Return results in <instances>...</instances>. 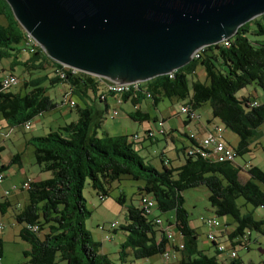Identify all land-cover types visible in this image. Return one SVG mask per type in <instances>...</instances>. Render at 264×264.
Wrapping results in <instances>:
<instances>
[{
	"label": "trees",
	"instance_id": "1",
	"mask_svg": "<svg viewBox=\"0 0 264 264\" xmlns=\"http://www.w3.org/2000/svg\"><path fill=\"white\" fill-rule=\"evenodd\" d=\"M0 17L5 22L4 25L0 24V61L16 60L20 49L28 54L26 35L3 0H0ZM262 22L264 15L260 16L259 21L254 19L240 26L225 42L203 48L197 60H191L169 75L141 83L143 88H139L136 96L145 91L154 102L174 99L192 110L207 105L211 119L217 120L237 137L234 147L225 142L233 150L235 160L247 154L250 136L264 122V101L252 106L255 98L236 97V92L247 86H255L264 93ZM251 23L254 25L251 36L261 37V40L247 38ZM30 56L35 66L26 63L18 66L26 71L51 68L55 78H51L49 84H67L70 94L80 102L87 89L94 87L96 81H103L61 67L45 57L38 47ZM197 68L204 76L201 82L194 78ZM58 69L63 71L62 79L55 74ZM42 80H47L46 76L23 82V88L29 87L23 94L0 90V117L10 128L31 122L38 115L57 107L45 95L46 88L40 83ZM129 96L131 94H124L121 100L125 101ZM74 112V123L34 140L33 164L40 174L49 175L46 179L29 180L28 188L23 191L26 194L25 205L20 210H12L14 221L21 225L18 238L27 244V249L22 253L25 259L23 264H110L106 256L100 253V244L92 241L84 229V219L89 213L81 192L87 183L98 199L103 198L110 184L120 177L141 180V190L152 198L155 211L172 215L174 229L181 238L179 249L170 245L162 235L156 239L157 231L142 215L141 206L127 207L126 223L120 227L125 234L117 252L120 261L127 257L132 261L146 260L172 249L180 255L177 264H242L236 257L227 258V263L216 259L215 255H220L215 243L218 237L211 243L215 255L208 257L197 250L196 235L187 226L181 193L203 187L207 191V201L214 218L230 219L229 225L220 224L224 232L227 227L232 228L225 241L230 246H241L239 241H247V232L263 234L264 222L254 220L250 211L241 213V207L248 205L264 210V172L253 166L245 170L235 161L209 163L185 154L179 167H165L161 163V169L156 170L138 156L126 138L97 136L96 131L101 127L106 109L97 111L75 105ZM18 163L19 156L15 154L6 165H0V174L3 175L9 165ZM241 173L244 178L240 177ZM238 198L242 199V205H236ZM8 208L11 209L7 200L0 202L2 215ZM28 227L35 228V231ZM234 239L238 241L232 243Z\"/></svg>",
	"mask_w": 264,
	"mask_h": 264
},
{
	"label": "water",
	"instance_id": "2",
	"mask_svg": "<svg viewBox=\"0 0 264 264\" xmlns=\"http://www.w3.org/2000/svg\"><path fill=\"white\" fill-rule=\"evenodd\" d=\"M53 62L117 85L191 62L264 15V0H3Z\"/></svg>",
	"mask_w": 264,
	"mask_h": 264
},
{
	"label": "rangeland",
	"instance_id": "3",
	"mask_svg": "<svg viewBox=\"0 0 264 264\" xmlns=\"http://www.w3.org/2000/svg\"><path fill=\"white\" fill-rule=\"evenodd\" d=\"M257 21L260 20V16L254 18ZM252 19V20H254ZM250 20L249 22H251ZM248 23V22H247ZM0 24L4 25L5 22L0 17ZM264 27V23L262 22ZM249 33L247 34V38L250 40H261V37H254L251 36V32L254 29V25L252 23L248 25ZM46 57V55L44 54ZM8 63V60H1L0 61V69L5 67ZM17 66V65H16ZM15 71L13 74L17 77L20 71H23L22 66H18L14 68ZM31 75L33 73L32 78L39 77L47 73V80H42L41 86L46 88L45 95L48 96L55 104L58 106L55 110L51 112H47L43 114L42 118L37 117L36 120L32 121L31 129L32 130H25L23 127L18 126L14 127L11 133L8 136L4 144V151L0 153V157L5 159L7 156H13L17 154L19 156L20 163L18 164H11L8 168L11 170H6L5 178L3 179L2 183L10 184L14 181V179L18 178V170L23 168L27 174H34V170H36V166L33 164V145L34 140L38 137H44L45 133H48L47 126L50 125L51 128L55 127V124L62 123V120L58 118V113L63 114L65 108L64 105H59L60 101V92L62 86L59 83L49 84L51 78H53V74L49 73L48 70H29ZM2 71L0 70V75ZM26 78V74H24ZM194 78L198 81H203L204 76L201 71L197 68L194 74ZM20 83V81H19ZM18 83V84H19ZM252 91H255V95L258 101H264V93L261 89L255 86H247L242 90L236 92V97L246 96L247 94H251ZM73 99L79 102L77 97H73ZM178 101L176 100H168L162 99L159 103V110L162 116H166V109H168L171 105L173 110L178 112ZM129 104L126 102L125 106ZM208 107L207 105H201L196 114H198L199 118L208 117L209 111L207 112ZM118 112V109H117ZM152 114H155L152 111ZM49 115H52L51 118H56L58 120L55 123H49ZM179 117L184 120V115H179ZM121 119L123 124L126 126V135L131 133V126L133 125L130 123L127 118ZM212 124L220 126L223 131V136L225 138V142L228 145H236L238 139L237 137L231 133L228 129L220 124L217 120L212 119ZM119 124L116 120L106 118L103 128L108 131V128L111 127L113 130V134L111 135H121L116 134V130ZM213 126V125H212ZM211 126V128H212ZM129 137V136H127ZM136 143L133 145L135 146ZM174 148V146H172ZM170 147L171 152H167L164 156L167 160H169V166L172 168L175 167L176 163L178 165L183 163V155L180 151L178 153V161L175 159V154L173 152V148ZM264 147V122L256 128L253 134L249 138V152L247 154H243L236 158L235 163L240 166L243 164H247L248 166H253L264 172V153L262 150ZM134 151L135 148L133 147ZM158 151L161 150V146H159ZM138 153V152H136ZM164 158V160H166ZM2 159V160H3ZM166 160V161H167ZM4 161V160H3ZM157 164V162H156ZM156 167V165H154ZM7 168V169H8ZM161 169V168H160ZM156 169V170H160ZM49 174L42 173L40 174V179H46ZM21 181L16 184L14 183L12 186H19ZM143 186V182L141 180L132 181L127 177H120L118 181H115L110 184L108 188L107 195L103 198V201H99L98 196L94 194V192L90 189L87 183L84 184L82 188V197L85 202V208L88 211V216L84 219V229L88 232L92 241L99 243L101 248H99L100 253L106 256L110 264H147L148 262H157L158 256H154L148 258L146 260H131L127 257L123 262L118 258V248L119 245L123 242L125 238V234L121 231L120 227L126 223L125 214L126 208L133 206L139 207L140 201L142 200H152L150 196L145 194L141 188ZM11 186H8L9 188ZM12 188V187H11ZM9 188V189H11ZM17 193L16 197H12L10 200L12 203H18V206L11 205V209L6 210L5 215L0 213V226L2 229L0 230V246H1V257H0V264H23L25 263V259L22 257V253L27 249V244L18 238V232L21 229V225L17 224L12 215L11 210H20L26 203V194L25 192L14 191L13 193ZM11 195V196H12ZM181 197L183 200L182 207L187 214V226L192 229L196 235V248L197 250H201L206 256L213 255L212 244L207 241L206 239V232L208 231L203 222L206 219L214 217L212 211L209 207L207 201V191L203 187L194 188V189H187L182 191ZM119 200V201H118ZM243 201L241 198L236 200V205H242ZM156 207V206H155ZM246 211L251 212V216L253 219H264V210L260 208H251L250 206L246 205L241 207V213H245ZM162 220L168 219L170 213L160 214L157 211L155 212ZM219 223L225 224V222L230 221L229 217H221L215 218ZM110 224H114V228H110ZM99 228H103L102 231ZM158 232V231H157ZM173 237H177V233H174ZM256 241V243L254 242ZM249 250H245L242 246H235V255L243 264L252 263V264H264V229L263 234H259L256 232H251L250 242L248 245ZM228 253V251H225ZM221 253L220 255H222ZM176 259L173 260L169 256V264H177L179 260V253H175ZM227 260V258H226Z\"/></svg>",
	"mask_w": 264,
	"mask_h": 264
},
{
	"label": "crops",
	"instance_id": "4",
	"mask_svg": "<svg viewBox=\"0 0 264 264\" xmlns=\"http://www.w3.org/2000/svg\"><path fill=\"white\" fill-rule=\"evenodd\" d=\"M22 63H26L28 66H35L36 63L34 60H31V56L28 55L24 50L20 49L18 55L16 56V60L10 59L8 60V63L5 65V67H2L0 70L2 71V74L0 75V79L3 78L5 75L7 74H11L14 75L13 72L15 71L14 68L18 67V65L22 64ZM17 64V66H16ZM48 65H50V62H48ZM49 67V66H48ZM30 69H28V71L23 70L24 72H20L19 75L17 76L18 79V83L20 81V83L16 84L15 86L11 87L8 92H19L21 94H23L24 92L29 90V87H24L23 88V82H27L33 79H40L42 77H47V73L44 75H41L39 77L36 78H32L34 75L32 73H30L29 71ZM45 70H48L49 73H52V69L51 68H46ZM200 71V70H199ZM24 74H26V78L24 77ZM53 78H55L53 76ZM104 80L102 82L100 81H96L95 86L92 87L91 89H87L84 93V96L82 98V102H77L73 99L74 96L70 95L71 100L74 102V104L77 107H87L90 108L92 110H97V111H101L102 109H106V112L103 115V120L101 122V127L99 129H97L96 134L98 137H109V138H119V137H124L126 139H129L130 136L132 135H136L137 139L133 142H131L132 147L135 148V152H138V156L148 165L152 166L154 169H160L161 168V163H163L164 161H166L167 159L164 157L166 155L167 152H171L170 147L174 146L173 148V152L175 154V159H177L178 161V153L177 151H180V153L182 155H184L183 150L185 148H188L189 146H191L194 142L199 141L200 139H202L208 132H211L213 126H216L214 124H212V119H211V115L209 112V116L205 117L204 119L199 118L197 121H185L182 120L179 115L178 112L176 110H173V108L170 107L168 109H166V116H162L160 110H159V103L162 101L161 100H156L155 102L152 101L149 98H146L143 94H139L138 96L135 95H131L129 96L125 101L121 100V103L116 107V103H115V96H110V95H106L104 98V101H99L98 100V96L102 95L104 92ZM62 86L61 92H60V99H61V95L67 91V89L69 88L67 84L64 83H59ZM140 87H142V84H140ZM143 88V87H142ZM247 96H252L253 98H255V101L257 103H261L262 101H258L255 95V91H252L251 94H247L246 96L243 97H247ZM48 97V96H47ZM49 98V97H48ZM50 99V98H49ZM169 100H173V99H169ZM128 103V106H125V103ZM59 105L60 101H59ZM178 105H182V102H179ZM58 106V105H57ZM118 109V115L115 119L117 123L119 124L117 130H116V134H121L118 136L115 135H111L113 134V130L111 127L108 128V131L105 130L103 128L104 122L106 120L107 117V113L109 110L112 109ZM198 108H196L197 111ZM55 110V109H54ZM152 111L155 112V114H152ZM209 111V109L207 110V112ZM51 112V111H50ZM43 114L38 115L37 117L42 118ZM58 118L60 120H62V123H60L61 127H63L64 125L70 124V123H74L76 121V113L74 112V108L69 109V108H65V111L63 114L58 113ZM33 118L32 121L36 120V118ZM52 115H49V117H47L49 119V123H55L56 118H51ZM125 118H127V120L130 121V123L133 125V127L131 126V133L129 135H126V126L123 124V122L121 121V119L126 120ZM131 118V119H130ZM158 120H162V126L165 130V134L163 136H159L156 135L155 138L153 140H148L144 138L145 133L149 132V131H155L156 129V122ZM30 122V128L28 130H32L31 129V123ZM213 125V126H212ZM212 126V128H211ZM21 127H23V125H21ZM48 128V133L49 132H53L56 131L60 128L59 123L55 124L54 128H51L50 125L47 126ZM13 128H10L0 117V153L4 151V144L6 142V140L8 139L9 134L11 133ZM48 133H45V135H47ZM44 135V136H45ZM129 136V137H127ZM190 136L193 137V139H190ZM225 139V138H224ZM226 141V140H225ZM134 143L135 146L133 145ZM236 144V143H235ZM161 146V150L158 151V147ZM231 146V145H230ZM235 145H233L232 147H234ZM134 150V149H133ZM11 155L7 156L6 158L3 159L0 157V165H6L9 160L11 159ZM164 158L166 160H164ZM4 161H3V160ZM157 162V164H156ZM167 164H165V167H170L169 166V160L166 161ZM179 162V161H178ZM20 163V160H19ZM179 163L175 164L174 168L179 167L180 165H178ZM156 165V167L154 166ZM242 166V165H240ZM250 166V165H249ZM6 170H11V168H8ZM6 172V171H5ZM5 172L3 173V179L5 178ZM18 178L14 179V181L10 184L7 183H0V190H9V188L14 187L12 186L14 183L18 184L20 181L23 182L24 180H33V179H40V173L38 172V169L36 168V170H34V174H27L25 172V170L23 168H20L18 170ZM42 174V173H41ZM240 177L244 178L243 173H241ZM8 186H11L9 188H7ZM19 192H23V191H19ZM17 193H13L14 195L9 196L7 199V202L9 203L10 207L11 205H14L15 208L16 206H18V203H12L11 202V198L12 197H16ZM9 209V208H8ZM262 209V208H260ZM13 211L11 210V215H12ZM5 215V214H4ZM172 215H169V218H171ZM253 218V217H252ZM255 220V219H254ZM257 221H263L264 219H257ZM221 225H224L222 223H220ZM230 221L225 222V225H229ZM232 230L231 227H227L226 228V232L223 231V227L222 230H219L217 233V237L218 240L216 243H220L225 250H234L235 251V246H230L228 242H226V235L228 233H230ZM175 233V232H174ZM248 238L246 239L247 241H239L242 245V247L245 250H249L248 245L250 242V236H251V232L250 233H246ZM155 238L159 239L160 238V234L157 232L155 234ZM238 241L237 239L232 240V243ZM181 242V238L174 237L173 239V245H177ZM256 243V241H254ZM101 248V246H100ZM213 249V255H215V249L214 246L212 247ZM169 255L171 256V259L175 260L176 259V255L175 251H173L172 249H168ZM102 254V253H101ZM158 256V255H157ZM216 259L223 262V263H227L228 260H226L228 254L223 252L222 255H215ZM236 259L237 256L235 255ZM239 262L240 259H238ZM242 263V262H241ZM147 264H162V261L160 259H157V262H148ZM243 264V263H242ZM248 264V263H247Z\"/></svg>",
	"mask_w": 264,
	"mask_h": 264
},
{
	"label": "built area",
	"instance_id": "5",
	"mask_svg": "<svg viewBox=\"0 0 264 264\" xmlns=\"http://www.w3.org/2000/svg\"><path fill=\"white\" fill-rule=\"evenodd\" d=\"M26 35V34H25ZM225 42V41H223ZM26 47L28 49V54L34 52V49L38 47L35 42L26 35ZM203 48H200L199 50H196L192 56L191 60H197L199 58L200 52H202ZM65 69L64 66H61ZM72 70V69H70ZM73 72H76L75 70H72ZM56 76L59 79L63 78V71L62 69H58L55 71ZM18 83V79L14 75H7L0 79V90L7 91L11 87L15 86ZM104 93L102 95L98 96L99 101H104L105 96H115V103L116 107L121 103V96L124 94H131L132 96L137 94L140 88L139 83H130L126 85H117L115 83L109 82L107 80H104ZM139 94H143L146 98H149V95L145 91L139 92ZM70 90L69 88L67 91H65L61 95L60 104L66 106L69 109H72L75 107L74 102L70 98ZM252 106H256V101H252ZM118 115L117 109L114 108L112 110H109L107 113V117L109 119H115ZM178 115H184L185 119L187 121H197L199 119L198 114H196L195 110H192L189 108L188 105L182 104L178 107ZM23 128L25 130H28L30 128V121H27L23 124ZM165 134V130L162 126V120H158L156 122V129L155 131H149L145 133L144 138L148 140H153L156 135L163 136ZM137 139L136 135H132L127 139L128 142H133ZM190 139H193L192 136H190ZM264 153V148H263ZM184 154L189 157H197L201 160L207 161L209 163H222V162H234L235 161V155L233 153V150L225 144L223 131L220 128V126L216 125L213 126L211 132H208L202 139H200L197 142H194L191 146L184 149ZM164 163H166L164 161ZM243 169H248L247 165H243ZM3 179V175L0 174V183ZM29 180H24L20 183L19 186H14L9 190H0V202L7 200L9 196H11L12 192L14 191H24L28 188ZM100 201L103 200V198L100 197ZM140 206L142 210V215L147 219L148 222H150L152 225H154L155 229L158 230V232L167 240V242L170 245H173V239H174V220L173 218H168L166 220H162L158 215L155 214V205L154 202L150 199L148 200H142L140 201ZM204 227L208 230L206 232V239L210 243H214L215 239L217 237V233L219 230H221L220 223L214 218L206 219L203 222ZM30 228V227H28ZM110 228H114V224H110ZM2 229V226H0V230ZM31 231H35V228H30ZM100 231L103 230V228H99ZM179 238L180 236L177 235ZM216 243V242H215ZM176 246L178 249L181 248V242ZM216 251L221 254L225 251H228L227 258L229 259H235V251L234 250H225V248L216 243ZM169 252L166 250L162 254H159V258L162 261V264H169ZM171 257V256H170Z\"/></svg>",
	"mask_w": 264,
	"mask_h": 264
},
{
	"label": "clouds",
	"instance_id": "6",
	"mask_svg": "<svg viewBox=\"0 0 264 264\" xmlns=\"http://www.w3.org/2000/svg\"><path fill=\"white\" fill-rule=\"evenodd\" d=\"M101 79V78H100ZM103 80H105V79H103ZM141 83H139V85H140ZM196 111V110H195ZM225 140V139H224ZM263 148L264 147H262V150H263ZM183 153H184V150H183ZM236 161V160H235ZM166 162V161H165ZM163 164L165 165V164H167V162L166 163H164L163 162ZM243 165H247V164H243ZM243 165H242V168H243ZM248 166V165H247ZM249 167V166H248ZM156 212V211H155ZM173 218V217H172ZM166 220V219H165ZM156 230V229H155ZM156 231H158V230H156ZM174 232H176V231H174ZM159 233V232H158ZM177 233V232H176ZM160 234V233H159ZM161 235V234H160ZM177 235H179L178 233H177Z\"/></svg>",
	"mask_w": 264,
	"mask_h": 264
}]
</instances>
